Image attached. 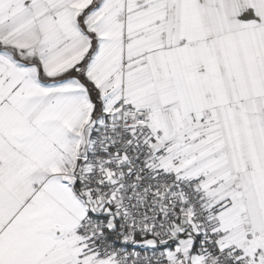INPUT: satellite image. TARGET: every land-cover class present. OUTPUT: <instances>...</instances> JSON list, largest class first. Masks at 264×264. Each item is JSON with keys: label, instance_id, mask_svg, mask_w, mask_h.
<instances>
[{"label": "snow or ice", "instance_id": "6c2138e0", "mask_svg": "<svg viewBox=\"0 0 264 264\" xmlns=\"http://www.w3.org/2000/svg\"><path fill=\"white\" fill-rule=\"evenodd\" d=\"M0 264H264V0H0Z\"/></svg>", "mask_w": 264, "mask_h": 264}]
</instances>
